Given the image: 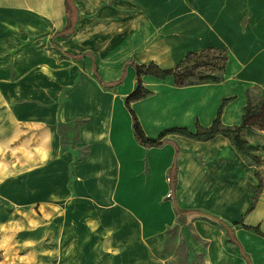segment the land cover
Listing matches in <instances>:
<instances>
[{
	"label": "crops",
	"instance_id": "0c3cea01",
	"mask_svg": "<svg viewBox=\"0 0 264 264\" xmlns=\"http://www.w3.org/2000/svg\"><path fill=\"white\" fill-rule=\"evenodd\" d=\"M71 1L0 0V230L35 206L63 264H264V168L178 131L239 126L249 92L264 100V0ZM208 50L226 53L219 82L142 76L130 108L164 143H140L137 67ZM242 139L264 150V130Z\"/></svg>",
	"mask_w": 264,
	"mask_h": 264
},
{
	"label": "rangeland",
	"instance_id": "374dc122",
	"mask_svg": "<svg viewBox=\"0 0 264 264\" xmlns=\"http://www.w3.org/2000/svg\"><path fill=\"white\" fill-rule=\"evenodd\" d=\"M225 58V51H206L200 57H193L188 64L194 68L188 82L195 83L201 77L221 75ZM251 95L252 105L260 107L262 101L258 98V91H252ZM251 156L255 157V162L259 160L257 167L263 169L264 150L258 148L251 152ZM31 211L27 214L11 215L7 222H12L15 227L11 230H0V264H63L65 248L58 240L57 231L52 230L56 217L43 215L35 206ZM24 223L27 229L20 230L19 227Z\"/></svg>",
	"mask_w": 264,
	"mask_h": 264
},
{
	"label": "trees",
	"instance_id": "16d2710c",
	"mask_svg": "<svg viewBox=\"0 0 264 264\" xmlns=\"http://www.w3.org/2000/svg\"><path fill=\"white\" fill-rule=\"evenodd\" d=\"M67 9L69 12L73 9V4L71 0H67ZM74 26L75 24L73 22H69L66 29L63 30L60 34L62 36H66L70 34L74 30ZM204 52H201L199 54L188 55L187 58L184 61H182L176 69H172V70H162L153 64H151L148 67L145 66L137 67V87L136 90L127 98V106L134 120L135 136L140 143L146 146H159L164 143V140L162 139L151 140L146 136L137 115L130 108L131 102L142 99L150 93L142 86V79H141L142 76L145 73H153L159 77H166L168 75H173L175 77V82L177 85L221 81L223 78V70L226 64V58L221 68V72H222L221 75L214 74L211 76L201 77L199 79V82H195V83L188 82V79L192 76L191 71L194 69L193 67L188 66L189 61L193 57H200ZM260 105H261L260 107L252 105V95L249 92V101L245 108V114L243 116L242 123L239 126L225 127L221 124V121L218 117L215 119V121L210 127L199 128L196 134H190L186 129H179L178 131L190 137H196L199 139H209L218 134L226 135L231 139V142L236 147V149L241 153V155L245 158V160L249 161V163H251L252 165L257 166L259 164V160L258 162H255L256 159L255 157L251 156V152L257 150L258 147L251 146L248 142L241 140L240 133L243 132L245 129H251L253 127H257L260 128L261 130H264V100L260 103ZM175 170H176V166H174L171 170V182L173 186L175 185L176 182Z\"/></svg>",
	"mask_w": 264,
	"mask_h": 264
},
{
	"label": "bare ground",
	"instance_id": "6f19581e",
	"mask_svg": "<svg viewBox=\"0 0 264 264\" xmlns=\"http://www.w3.org/2000/svg\"><path fill=\"white\" fill-rule=\"evenodd\" d=\"M193 23V22H192ZM195 25V24H194Z\"/></svg>",
	"mask_w": 264,
	"mask_h": 264
}]
</instances>
